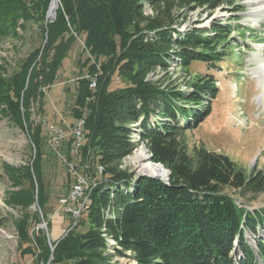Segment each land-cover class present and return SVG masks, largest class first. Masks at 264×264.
<instances>
[{
    "label": "trees",
    "instance_id": "16d2710c",
    "mask_svg": "<svg viewBox=\"0 0 264 264\" xmlns=\"http://www.w3.org/2000/svg\"><path fill=\"white\" fill-rule=\"evenodd\" d=\"M49 1L0 0V36L20 38L32 20L42 24V40L47 38L43 51H31L12 73L0 61V113L27 130L34 150L27 165L2 166L14 187L9 202L25 207L38 199L43 215L47 213L43 125L31 120L30 105H44L45 90L54 85L67 51L85 33L86 49L97 56L82 65L87 69L77 80L71 113L73 123L85 120L80 162L95 164L93 171L91 166L85 170L92 183L78 221L66 212L75 225L52 243L39 229L35 246L32 216H26L17 227L22 244L28 245L21 247V255L31 254L41 264L51 258L50 264H117L115 256L133 264H258L247 233L255 236L264 256L258 230L264 225V209L250 210L227 191L263 194L264 171L253 169L247 176L228 155L204 146L190 149L185 139L186 130L210 114L205 101L217 91L215 79L195 77L185 82L191 88L186 92L179 83L172 87L161 79H146L149 71L168 70L171 62L186 72L195 61L224 60L230 24L215 22L185 32L175 27L191 11L205 7L212 12L223 0H61L63 12L57 8V17L45 25ZM144 5L153 9L152 15L144 14ZM114 35L120 36L119 53ZM115 74L127 83L110 89ZM92 77L97 79L95 90ZM141 142L153 162L170 170L169 180L137 177L121 167ZM68 205L79 202L69 199ZM35 218L38 223L37 213Z\"/></svg>",
    "mask_w": 264,
    "mask_h": 264
},
{
    "label": "rangeland",
    "instance_id": "374dc122",
    "mask_svg": "<svg viewBox=\"0 0 264 264\" xmlns=\"http://www.w3.org/2000/svg\"><path fill=\"white\" fill-rule=\"evenodd\" d=\"M53 0L49 1L45 14L44 24L49 19L48 11ZM58 9L63 12L64 6L58 0ZM249 0H223L221 4L209 12L205 7H199L186 16L180 18L181 23H176L180 32L193 27L209 28L213 23L221 22L231 25V34L228 37L230 44L223 46L227 55L224 60L216 63L195 61L186 72L171 62L168 70L157 68L149 71L146 79H161L164 84L172 87L179 83L180 88L190 91L185 82L192 81L195 77L211 75L216 82L217 91L213 96H208L206 103L211 110L210 114L197 126L186 130V141L188 147L204 146L205 148L228 155L247 176L253 169L264 171V102L260 103L258 97L264 95L263 82L253 71L255 66L264 63V15L255 14L256 10ZM253 8V9H252ZM150 6L144 5V14L152 15ZM250 11V12H249ZM223 14V15H221ZM41 23L30 21L24 31H20L21 37L14 38L12 35L0 36V61L9 73H12L19 62L28 54L41 48L44 49L45 41L42 40ZM76 35V32L74 33ZM47 37V32L45 33ZM85 34L78 35L67 51L62 66L56 73L57 79L54 85L45 90L44 105L34 101L30 105L31 120L43 125V159L42 171L45 183V216L41 211L38 199L29 206L9 202V192L14 190L6 170L2 166L20 167L31 162L34 150L30 145V138L26 129L15 125L8 116L0 113V264H41L33 255L22 256L20 253L23 245L18 234L20 220L31 215L30 231L31 240L37 246L36 237L39 229H43L48 237L49 243L57 241L64 236L70 225L71 217L66 213L61 199L71 192L70 183H73L74 176L69 171L67 161L71 153L73 142L68 147L72 135L67 136L59 149L53 148L49 142L50 126L55 124L64 129H72L73 115L71 109L76 99V86L79 77H83L87 68L82 66L86 58L96 59L86 49ZM114 42L117 53L120 52V36L114 35ZM7 74V73H6ZM96 78V77H95ZM126 80L118 74L112 77L110 89L122 87ZM133 126H137L135 123ZM134 139H138V130L134 128ZM137 135V137H136ZM146 147L141 142L135 150L122 161L123 168L129 169L135 176L140 177L137 172L138 165L132 162V156L140 147ZM148 149V148H147ZM149 152V150H148ZM72 154V153H71ZM150 154V153H149ZM150 159L152 161L151 155ZM71 160L83 174H88L90 166L92 171L93 163L89 160L86 164L80 162V155L74 156ZM153 162V161H152ZM154 163V162H153ZM155 164V163H154ZM88 165V166H87ZM158 165V164H157ZM90 182H92L90 180ZM28 184V183H26ZM17 189V187H15ZM230 191V192H229ZM235 197L237 203L253 210L264 209V193L258 195L241 194L228 190ZM86 200V199H85ZM81 204V203H80ZM35 213L40 217L36 223ZM35 218V219H34ZM48 221L50 226H48ZM46 223V226L43 224ZM258 230L261 237H264V225H259ZM69 231V230H68ZM248 241L254 245L255 258L258 264H264L263 252L256 246L255 236L247 233ZM112 243L113 241L110 240ZM54 249V248H53ZM113 251V250H111ZM52 259V258H51ZM49 263L50 264V261ZM117 264H133L128 257L115 256Z\"/></svg>",
    "mask_w": 264,
    "mask_h": 264
},
{
    "label": "built area",
    "instance_id": "2783aa9c",
    "mask_svg": "<svg viewBox=\"0 0 264 264\" xmlns=\"http://www.w3.org/2000/svg\"><path fill=\"white\" fill-rule=\"evenodd\" d=\"M97 84V79L95 77L91 78V88L95 90ZM85 124L84 118L77 119L72 125V129L70 127V130L64 131L63 128H61L58 125H51L50 126V138L49 142L55 149H59L62 145L67 136L73 137V146L71 148V153L74 156L79 155L80 148L83 145V138H84V131L83 127ZM69 166V171L75 178V182L72 186V190L66 197H63L61 199L62 205L67 207L65 209L66 212H70L72 214V218L75 219V222L78 221L81 211L87 201L86 190L90 188V178H88L85 174H83L80 169L77 168V165L73 162V160L67 161ZM88 166V165H87ZM98 174L101 175V170L98 168ZM94 182L93 184H95ZM69 199L76 200L79 202V205L77 206H69L68 201ZM86 199V200H85ZM81 203V204H80Z\"/></svg>",
    "mask_w": 264,
    "mask_h": 264
},
{
    "label": "bare ground",
    "instance_id": "6f19581e",
    "mask_svg": "<svg viewBox=\"0 0 264 264\" xmlns=\"http://www.w3.org/2000/svg\"><path fill=\"white\" fill-rule=\"evenodd\" d=\"M58 0H53L50 15H52L56 8H58ZM251 5H259V7L255 6L256 10H252L255 14L264 15V0H249ZM253 9V8H252ZM250 12V11H249ZM223 15V14H221ZM54 18V17H53ZM253 71L258 75L259 80L264 83V63L253 68ZM264 86V84H263ZM258 101L260 103L264 102V95L258 97ZM137 137V135H136ZM139 137V136H138ZM132 162L136 163L138 166L137 172L139 174H150V175H158V176H167V171L164 167L154 164L150 159V154L146 147H140L135 151V154L132 156ZM99 170L101 173L103 172V167L99 166ZM99 184V183H98ZM96 185V183L94 184ZM88 199V197H87Z\"/></svg>",
    "mask_w": 264,
    "mask_h": 264
},
{
    "label": "water",
    "instance_id": "95a60500",
    "mask_svg": "<svg viewBox=\"0 0 264 264\" xmlns=\"http://www.w3.org/2000/svg\"><path fill=\"white\" fill-rule=\"evenodd\" d=\"M52 2H53V1H52ZM51 5H52V3H51ZM51 5H50L49 11H48V17H52V18H53V17H55L56 12H54L52 15H50ZM146 149H147V148H146ZM147 150H149V149H147ZM150 155H151V154H150ZM154 163H155V162H154ZM155 164H158V165L164 167V169L167 171V176H166V177L158 176V175H150V174H140L139 176H140V177H143V178H145V177H162V178L165 179V180H169V178H170V170L167 169V168H166L163 164H161V163H155ZM43 226H46V223L43 224Z\"/></svg>",
    "mask_w": 264,
    "mask_h": 264
}]
</instances>
